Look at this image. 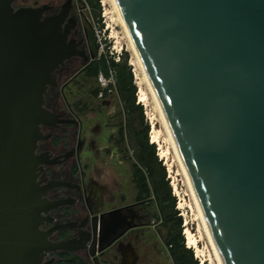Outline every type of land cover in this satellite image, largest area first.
Masks as SVG:
<instances>
[{
	"label": "water",
	"instance_id": "obj_1",
	"mask_svg": "<svg viewBox=\"0 0 264 264\" xmlns=\"http://www.w3.org/2000/svg\"><path fill=\"white\" fill-rule=\"evenodd\" d=\"M115 1L222 263L264 264V0ZM14 2L0 0V264H44L73 250L40 229L35 174L70 52L55 19Z\"/></svg>",
	"mask_w": 264,
	"mask_h": 264
},
{
	"label": "flooded vegetation",
	"instance_id": "obj_2",
	"mask_svg": "<svg viewBox=\"0 0 264 264\" xmlns=\"http://www.w3.org/2000/svg\"><path fill=\"white\" fill-rule=\"evenodd\" d=\"M12 6L37 11L42 22L55 19L70 52L45 94L44 108L57 121L41 126L47 138L37 143L35 174L46 202L40 229L52 243L71 242L73 250L50 252L44 264H168L154 208L140 199L133 174L134 190L127 184L126 141L110 111L112 94L94 95L96 49L74 0H15Z\"/></svg>",
	"mask_w": 264,
	"mask_h": 264
},
{
	"label": "trees",
	"instance_id": "obj_3",
	"mask_svg": "<svg viewBox=\"0 0 264 264\" xmlns=\"http://www.w3.org/2000/svg\"><path fill=\"white\" fill-rule=\"evenodd\" d=\"M91 10L95 13L100 29H103L101 21L100 0H86ZM89 36L96 41L95 33L90 31ZM98 49V47H97ZM98 56L93 64V75L98 87L95 89V97L102 95L109 97L116 92L126 115V124L121 125L120 135L123 140H129L131 152L134 154L133 178L139 190L140 199H144L155 209V217L165 230L164 243L173 264H200L195 256L193 248L186 245L183 234V218L177 209V197L173 194L168 171L160 160L157 145L151 143V125L145 121L144 107L138 102V87L135 83L132 66L129 64V53L124 51L120 61L110 55ZM102 73L107 79L114 76V84L108 88H101L98 77ZM137 122L141 128L137 127ZM70 264H83L80 261H72Z\"/></svg>",
	"mask_w": 264,
	"mask_h": 264
},
{
	"label": "rangeland",
	"instance_id": "obj_4",
	"mask_svg": "<svg viewBox=\"0 0 264 264\" xmlns=\"http://www.w3.org/2000/svg\"><path fill=\"white\" fill-rule=\"evenodd\" d=\"M100 3L102 7L101 21L104 25L102 30L100 29L95 13L91 10L86 0H74L75 9L80 17V22L83 27V33H87L89 35L91 30L94 31L96 41L90 39V42L95 49L98 50V56L104 55L108 51L107 55L117 59V57H120L124 51L129 53V64L132 66L135 83L138 87L137 103H140L144 107L145 121L151 125L150 141L151 143H155L157 145L160 160H162L163 164L167 168L168 178L170 179L173 194L177 197V209L184 221L183 234L185 236L186 245L187 247L191 246L194 249L195 256L198 258L200 264H219L206 234L202 219L199 216L197 205L188 186L184 172L178 162L168 135L163 128L162 122H160L161 119L153 97L143 82L142 74L136 64V58L133 53L129 37L122 26L113 1L100 0ZM95 86L98 87L96 80ZM142 97L144 98L143 101H141ZM109 98L111 101H114V105L110 107V111L116 112V121L121 125L126 124V115L123 111V107L117 93L113 92ZM137 127L139 129L141 128L139 122H137ZM153 132L155 133L154 135L157 136L156 140L153 138ZM133 163L134 154L131 152V144L129 140H127L126 176L127 184L130 190L134 188L132 180ZM153 221L155 228H158L165 238V230L160 225V222L156 218H154ZM186 231L192 233L191 235L195 244H190ZM167 263L173 264L169 256L167 257Z\"/></svg>",
	"mask_w": 264,
	"mask_h": 264
},
{
	"label": "bare ground",
	"instance_id": "obj_5",
	"mask_svg": "<svg viewBox=\"0 0 264 264\" xmlns=\"http://www.w3.org/2000/svg\"><path fill=\"white\" fill-rule=\"evenodd\" d=\"M112 1H113L114 6H115V9H116V11H117V13H118L119 19H120V21H121V23H122V26H123V28L125 29V31H126L128 37H129L130 44H131V47H132L133 53H134L135 58H136V64H137V66H138V68H139V70H140V72H141V74H142L143 82H144V84L146 85L147 90L150 92V94H151L152 97H153V100H154V102H155L156 108H157V110H158V113H159V116H160V119H161L160 122H162L163 128L165 129V131H166V133H167V135H168L169 141H170V143H171V145H172V147H173V149H174V152H175V154H176V157H177V159H178V162H179V164H180V166H181V168H182V170H183V172H184V175H185V177H186V180H187L188 186H189V188H190V191H191V193H192V195H193V198H194V200H195V203H196V205H197V209H198V212H199V216H200L201 219H202L203 226L205 227L206 234H207V236H208V239H209V241H210V244H211V246H212V249H213L214 252H215V256L217 257L219 264H223V263H222V260H221V258H220V256H219V253L217 252V249H216V247H215V245H214V243H213V240H212V238H211V235H210V233H209V230H208V227H207V225H206V222H205V219H204L203 213H202V211H201L200 205H199V203H198V201H197V198H196V196H195V194H194V191H193V188H192L191 182H190V180H189V177H188V175H187V172H186V170H185V167H184V165H183V163H182V161H181V158H180L179 152H178V150H177V147H176L175 141H174V139H173V136H172V134H171V131H170V129H169V126H168V124H167V121H166V119H165V117H164V115H163V112H162V109H161V107H160V104H159V102H158V100H157V97H156V95H155V93H154V91H153V88H152V86H151V84H150V82H149V80H148V78H147V75H146L145 70H144V68H143V65H142V63H141V61H140V59H139V56H138V54H137V52H136V50H135V47H134L133 42H132V40H131V37H130V35H129V31H128L127 26H126V24H125V22H124V20H123V17H122V15H121L120 11H119V8H118V6H117V3H116L115 0H112ZM141 94H142V93H141ZM143 99H144V98L142 97V100H141V101H143ZM154 134H155V133L153 132V138L156 140V137H157V136L154 135ZM186 234L188 235V240L190 241V244H195L194 241H193L192 235H191L192 233H190L189 231H186Z\"/></svg>",
	"mask_w": 264,
	"mask_h": 264
},
{
	"label": "built area",
	"instance_id": "obj_6",
	"mask_svg": "<svg viewBox=\"0 0 264 264\" xmlns=\"http://www.w3.org/2000/svg\"><path fill=\"white\" fill-rule=\"evenodd\" d=\"M117 62L120 61V57H117V59H115ZM98 81L101 85L102 88L106 89L108 88V86L112 83L114 84V76L112 75L110 79H107L102 73H100L99 77H98ZM189 248H192L191 246H188ZM203 264V263H202Z\"/></svg>",
	"mask_w": 264,
	"mask_h": 264
}]
</instances>
